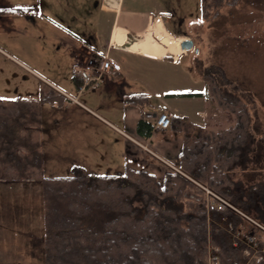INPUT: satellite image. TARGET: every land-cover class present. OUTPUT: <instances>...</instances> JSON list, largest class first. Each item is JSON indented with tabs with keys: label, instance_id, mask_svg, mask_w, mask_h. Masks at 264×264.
I'll return each instance as SVG.
<instances>
[{
	"label": "rangeland",
	"instance_id": "1",
	"mask_svg": "<svg viewBox=\"0 0 264 264\" xmlns=\"http://www.w3.org/2000/svg\"><path fill=\"white\" fill-rule=\"evenodd\" d=\"M158 1L168 28L174 34H186L193 39L194 49L184 53L181 41L185 38L172 35L155 17V34L138 32L130 43L128 33L115 28L112 43L153 58L171 53L173 59L184 53L178 65H172L171 58H167L166 62L152 67L150 61L132 54L117 50L113 55L137 60L135 63L144 71L140 75L156 87H160L155 84L159 78L148 76L149 69L168 74H176L174 69H179L187 79L177 76L173 81L185 83L186 87L195 84L192 90H203L205 85L214 108L220 109L218 119H223V115L226 122H236L235 115L221 108L208 93L206 76L219 77L224 95L239 98L247 105L253 151L249 160L247 155L241 159L245 175L240 173L241 165L235 166L231 178L236 189L247 191L259 185L256 207L261 214L264 208V0H239L212 9L209 16L202 13V0H126L125 6L147 10L157 6ZM102 2L104 10L120 8L119 0H0V105L27 100L24 103L30 107H25L24 119L19 116L24 123L12 124L16 128L13 133L0 125V264L44 263L40 241L45 231L43 176L106 174L104 159L99 161L102 154L98 151L102 139L99 137L107 133L104 126L76 104L43 99L46 92L51 94L52 88L48 86L51 81L76 93L72 91L71 81L74 68L71 33L87 39L97 25L107 30L111 18L108 13H99L98 5ZM146 26L144 22L141 27ZM94 96L90 93L81 101L98 112ZM39 153L41 166L28 165L22 171L17 168L19 157L38 162Z\"/></svg>",
	"mask_w": 264,
	"mask_h": 264
},
{
	"label": "trees",
	"instance_id": "2",
	"mask_svg": "<svg viewBox=\"0 0 264 264\" xmlns=\"http://www.w3.org/2000/svg\"><path fill=\"white\" fill-rule=\"evenodd\" d=\"M238 1L202 0V13L209 16L212 9ZM206 77L208 93L221 108L235 115L236 122L213 131L185 117H171L172 124L185 133L181 172L170 170L163 181L146 169L130 166L122 175L42 177L46 200L43 264H209V244L217 249L221 264H244L243 244L235 246L233 236L216 224L219 221L233 223L236 232H251L264 245V231L239 213L229 208L214 209L209 223L204 198L201 201L186 196L188 190L203 196L196 180L250 216L258 214L259 185L247 191L236 189L230 177L232 169L253 151L250 112L241 99L224 95L219 77ZM75 82L82 84L77 77ZM54 95L47 94L43 99L51 100ZM132 98L138 105L149 101L148 94H134ZM25 101L0 105V125L7 126L11 133L16 129L12 124L24 123L25 107L30 108ZM139 131L150 136L152 123L141 117ZM38 160L19 157L17 168L22 171L28 165L41 166L40 153ZM263 214L264 210L257 219L264 224ZM252 264H264V258Z\"/></svg>",
	"mask_w": 264,
	"mask_h": 264
},
{
	"label": "crops",
	"instance_id": "3",
	"mask_svg": "<svg viewBox=\"0 0 264 264\" xmlns=\"http://www.w3.org/2000/svg\"><path fill=\"white\" fill-rule=\"evenodd\" d=\"M125 4L126 0H122L120 9L115 11L104 10L103 2L102 4L99 3V13H108L111 18L110 26L107 30L100 29L99 25H97L95 31L87 39L71 33V48H73L71 55L74 60L71 81L73 82L72 87L75 90L72 91L76 93H72L70 90L52 81H49L51 85L48 86L52 88L51 94H58L54 95L55 98L53 99L55 101L64 102L63 97L61 98L59 95L64 96L66 102H71L86 110L99 124L104 126V131L107 133H103V136L99 137L102 139L100 140L101 148L98 151L101 152L100 155L102 154L99 161L104 159L102 162L105 163V175H122L125 173L127 167L130 166L136 169H146L162 181L170 170L181 172L179 168L180 155L185 143V133L172 124L168 129H154L151 135L146 137L139 131L141 117L154 123L160 113L165 111L170 117H185L194 125L213 131L227 129L235 121L233 123L226 122L223 120L225 118L223 115V119H218L219 115H221L220 109L214 108L212 99L206 93L205 85L203 90H192L191 87L196 86L195 84L191 83L189 87H186L185 85L187 84L185 83L181 85L178 84L181 83L180 81L178 83L174 82L173 80L177 76L187 79L181 74L179 69H174L177 72L176 74L159 72L155 68H153V72L149 69L150 73L148 76L154 79L159 78L155 84L160 85V87H156L150 79H146L140 75L144 71L143 68L141 69L135 63H138L137 60H132L120 54L113 55V53L119 50L123 53L132 54L150 61L153 67L156 63L166 62L167 58H171V64L176 66L182 60L181 55L186 53L185 51L180 56H174L173 59V54L171 53L161 58H153L113 44L112 32L115 28L126 31L130 43L135 41V36L138 32L155 34L156 23L153 24L155 17L157 20L160 19L167 30L174 36L188 38V35L174 34L168 28L166 18L163 16V7L159 1L157 6L147 10L126 8ZM144 22H146L147 26L142 28L141 26ZM105 61H109L112 64L116 63L118 67L112 66L108 72L100 73V68ZM90 63L93 64V69L88 68ZM76 77L82 81L81 86L76 84ZM93 77L98 79L92 80ZM200 83L203 84L201 80ZM172 85L180 87L174 86L172 88ZM90 93L95 95L93 100L97 99L95 102H97L98 112L95 108L81 101L83 96ZM134 94H148L149 101L143 105H138L133 101L132 96ZM107 117L113 118L116 122H112ZM221 122L224 123L221 124ZM147 148L158 156L152 154ZM249 156L250 154H247L246 159ZM241 168L240 173L244 176L245 169L242 166ZM232 174L233 171H231L230 177ZM247 178L249 179V177ZM247 182L250 184L249 180ZM186 196L203 200V196L197 195L193 190H188ZM262 210L264 208H261ZM254 215L256 218H259L261 214L254 212ZM40 234H36V236ZM40 241L43 243L42 236L40 237Z\"/></svg>",
	"mask_w": 264,
	"mask_h": 264
},
{
	"label": "built area",
	"instance_id": "4",
	"mask_svg": "<svg viewBox=\"0 0 264 264\" xmlns=\"http://www.w3.org/2000/svg\"><path fill=\"white\" fill-rule=\"evenodd\" d=\"M117 68L118 65L116 63H111L109 61H105L101 68L100 73L108 72L111 67ZM89 69H93L94 66L92 63L88 65ZM91 78V77H90ZM98 78H92V80H97ZM172 125L171 117L169 114L165 111H162L157 118V120L152 123V128L154 129H168ZM152 154L156 155L153 151H151L149 148H147ZM196 185H198L203 190V198L206 202L207 212H208V221L211 223L213 221L211 219L210 213L212 210H225L227 208L239 213L242 215L246 220L251 222L253 225L257 226L258 228L262 229L264 231V224L260 222L257 218L250 216L240 208H238L236 205H234L231 201H229L227 198L222 196L221 194L214 191L209 186L198 182L196 180H193ZM225 218L223 217V220ZM220 229L226 230L228 233H230L233 236L234 239V245L239 246L240 243L243 244V257L246 259L244 264H252L254 262H260L264 258V245L257 240V238L251 233V232H245L242 229H239V231L233 230V223H229L228 225H224L222 221H219L216 223ZM210 227V226H209ZM209 264H221V260L219 257V254L217 252V249L212 247L209 244ZM233 264H240L238 262H234Z\"/></svg>",
	"mask_w": 264,
	"mask_h": 264
},
{
	"label": "water",
	"instance_id": "5",
	"mask_svg": "<svg viewBox=\"0 0 264 264\" xmlns=\"http://www.w3.org/2000/svg\"><path fill=\"white\" fill-rule=\"evenodd\" d=\"M195 46V42L191 38H185L183 41H181V48L184 51H190L193 50ZM198 51V49H196Z\"/></svg>",
	"mask_w": 264,
	"mask_h": 264
},
{
	"label": "flooded vegetation",
	"instance_id": "6",
	"mask_svg": "<svg viewBox=\"0 0 264 264\" xmlns=\"http://www.w3.org/2000/svg\"><path fill=\"white\" fill-rule=\"evenodd\" d=\"M121 5V0H119V6ZM120 9V8H119ZM1 11H4V10H1ZM166 28V27H165ZM167 29V28H166ZM173 35V34H172Z\"/></svg>",
	"mask_w": 264,
	"mask_h": 264
},
{
	"label": "bare ground",
	"instance_id": "7",
	"mask_svg": "<svg viewBox=\"0 0 264 264\" xmlns=\"http://www.w3.org/2000/svg\"><path fill=\"white\" fill-rule=\"evenodd\" d=\"M129 38V37H128ZM182 49V48H181ZM183 50V49H182ZM184 51V50H183Z\"/></svg>",
	"mask_w": 264,
	"mask_h": 264
}]
</instances>
